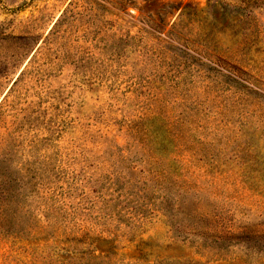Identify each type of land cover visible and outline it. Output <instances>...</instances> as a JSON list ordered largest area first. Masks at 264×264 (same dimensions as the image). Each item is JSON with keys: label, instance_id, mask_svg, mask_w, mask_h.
I'll use <instances>...</instances> for the list:
<instances>
[{"label": "rangeland", "instance_id": "1", "mask_svg": "<svg viewBox=\"0 0 264 264\" xmlns=\"http://www.w3.org/2000/svg\"><path fill=\"white\" fill-rule=\"evenodd\" d=\"M0 264H264V0H0Z\"/></svg>", "mask_w": 264, "mask_h": 264}, {"label": "trees", "instance_id": "2", "mask_svg": "<svg viewBox=\"0 0 264 264\" xmlns=\"http://www.w3.org/2000/svg\"><path fill=\"white\" fill-rule=\"evenodd\" d=\"M1 149H2V141L0 140V158H3L4 155L2 154V150ZM0 179H1V177H0ZM1 234H4V232H3V230L0 229V235Z\"/></svg>", "mask_w": 264, "mask_h": 264}]
</instances>
